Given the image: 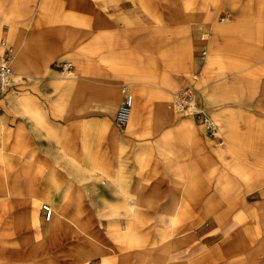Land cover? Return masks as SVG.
Here are the masks:
<instances>
[{"label":"crops","instance_id":"1","mask_svg":"<svg viewBox=\"0 0 264 264\" xmlns=\"http://www.w3.org/2000/svg\"><path fill=\"white\" fill-rule=\"evenodd\" d=\"M71 1L72 6L75 2ZM53 2L26 0L20 26L17 28L13 23L17 28L16 40L15 37L13 40L28 43L32 61H38L41 53L56 56L44 76L24 74L17 81L14 72L12 84L16 83L8 87H12V92L9 95L8 89L0 92V115L4 116L7 127L6 141L0 134V182L7 180L4 159L22 172L15 176V189L0 188V215L10 205L17 212L23 211V201L28 197L23 170L25 162H29L33 165L32 183L37 196L45 192L48 184L53 186L55 197H67L68 213L75 209L71 205L74 198L83 199L80 206L83 213L103 215L96 227L99 232L103 231L106 240L109 220L104 215L120 205L116 203L121 199L127 197L128 203L136 208L133 199L138 196L155 198V205L140 209L159 214L174 196L180 201V218L175 229H189L196 239L183 247L185 254L193 249L197 250L194 255L207 252L212 264L214 258L228 260L240 249L247 250L256 243V238L251 240V236L250 239L245 236L246 218L236 222V216L245 212L253 214L260 202L257 198L251 199L261 192L255 182L257 173L251 170L264 157V137L258 142L247 134L259 127L249 121L251 117L264 119V0H192L194 16L189 35L192 51L188 57L191 66L175 69L163 60L154 59L156 53L167 47L165 44L159 49L152 44L153 39L163 38V32L156 31L157 21L133 0H83L81 8L91 13L82 9L69 13L39 32L38 22L45 21V13L49 12L46 21L52 22ZM43 3L45 7L40 6ZM87 5H92L94 10L85 9ZM8 7L3 11L7 16ZM3 13L0 35L6 37L10 35V27L3 22L6 19ZM63 64H70L71 69L62 70ZM162 71L172 76L167 87L160 85L162 78L156 79L153 75ZM199 80L200 110H188L184 114L177 101L181 92L195 89ZM175 81L180 84L179 96L173 89ZM253 83L258 89L250 90ZM125 86L130 87L139 105L137 121L131 130L128 121L120 124L116 120ZM171 97L176 101L173 108L177 110L168 105ZM154 101L162 105L154 108ZM210 118L223 127L222 135L211 134V125L207 123ZM18 133L24 138L18 148L22 152L11 155ZM22 153L32 155L25 157ZM69 160H76L82 166L101 165L105 173L100 178L77 182L61 168ZM241 164L248 165L250 170L244 181L237 167ZM41 166L45 173L49 172L45 176L47 183L35 174ZM185 168L192 170L196 177H205L207 210L210 200L213 201L214 211L225 213L223 221L212 213L203 216L205 204L185 196L182 191L185 179L181 178L186 176ZM117 174L124 176L123 190L111 185ZM138 181L146 184L144 189H136ZM116 210L118 216L114 219L124 223L126 207L118 206ZM202 227L207 229L201 237L195 231ZM146 229L152 230V227ZM201 243L205 248H201ZM189 259L192 257L177 261L187 264ZM97 260L101 262L100 258ZM121 262L115 259L113 264Z\"/></svg>","mask_w":264,"mask_h":264},{"label":"bare ground","instance_id":"2","mask_svg":"<svg viewBox=\"0 0 264 264\" xmlns=\"http://www.w3.org/2000/svg\"><path fill=\"white\" fill-rule=\"evenodd\" d=\"M136 1H138L137 4L138 3L141 5L147 4L149 6L148 8L145 7L146 10L145 13L151 16L153 19L158 18L159 16L162 15L166 16L171 13L172 7L171 4L169 3V1L171 0H136ZM191 5H192L191 0H172V6L174 9H176V14L177 15L184 14V16L188 17L184 23L189 22V20L190 22H192L193 20L194 15H193V8H190ZM40 6L45 7L46 5L43 3ZM72 7L74 8V5H72ZM3 22L9 25L10 27L9 37L10 40L14 42L12 38L16 36L18 27L15 28L14 25L10 23L9 18L8 20L3 19ZM190 29H191L190 23H186L185 26L183 23L182 24L179 23L178 26L167 29V31H169L168 32L169 34L166 37L178 35V33H175L174 30H179V33H186L187 31H190ZM14 43L16 49L11 57L10 66L12 64L15 68L16 74L21 75L22 70H24L25 68L21 61V55L19 54V47L17 45V42ZM155 96L156 95L154 94V97ZM138 106L139 105L134 98L128 120V127L130 130L135 127L134 125L135 122L137 121V114L139 109ZM2 127L3 124L1 125L0 130L2 129ZM87 153L89 152L87 151ZM237 167L241 174V178L244 181V179L249 176L248 172L250 170L242 166V164L237 165ZM64 168L69 173L74 174L80 181L85 180L87 173L89 174V172L92 173L95 172V170L94 171L92 170L93 167L92 168L87 167L86 169L76 160H69L68 164L65 165ZM185 172H186V176H185L186 178L187 172L189 173L190 170L185 168ZM118 175L119 174H117V176L115 177V183H118L120 185V188H122L123 190L125 188L124 176L120 177ZM256 181H257V185L260 187L261 190L259 194L264 195V190L261 189L262 182L259 180L258 177L256 178ZM193 189H194V185L192 187L191 184L188 186L184 185L182 190L185 196L189 200L196 202L198 201V199H192V198L190 199L192 193L191 191ZM34 198L36 199L31 201V207L29 213V225H30V229L34 231L33 234L34 243L33 246L30 248V250H26V252L20 251L19 255L16 258L17 260H19V262H14L13 264H18V263L21 264L23 263L24 260H26V258L29 257H32L33 260L35 261L39 257L40 258L42 257L43 258L42 260H46L44 259V257H47V255L53 253V250L56 249L54 246H58V244H60L62 240H71L69 251L70 253H75L74 255H76L77 258L79 259V264H88V262L96 258L101 259L102 262L101 264H113V261L115 259L122 260L121 262L122 264H179V262L177 261L178 259L186 258L189 256H191L192 259H189L187 261V264H210V260H211L210 255L207 252H206L207 254L204 253L202 255H194L197 250L193 249L190 250L188 254H185L184 252L185 250H183L184 249L183 247L187 244H191L195 242L196 239L194 233H192V231L189 229L188 230L175 229L176 222L180 218V214H178V207L180 201L178 198L174 196H172V199L169 201V205L167 207H164L163 212L159 214L158 213L149 214V213L141 212L140 209L142 205L144 207L155 205L156 199L154 198L151 200L150 198L140 199V202H137V205H139L137 206L138 208L137 207L135 208V206H132L131 203L130 204L128 203L129 200L127 197H125L123 201L119 203L120 205L116 204L117 206L113 208L114 210L110 209V212L104 215L106 216V218L116 217L117 215L116 208L118 206L126 207L127 210V214L125 215L126 217L123 226L118 227L115 224L106 226V233L112 238V243L105 242L102 239L101 231L99 232V230L96 227V222L100 221L101 218L103 217V215H101L100 213L97 214L98 217L97 219L94 217L93 214H89V213L85 214L84 217L80 216L79 214L80 212L78 210H76L75 214L71 216L64 208L65 200L63 198H60L58 200L57 197H53V194L52 192H50V189H48V191L44 193V196L42 197L35 196ZM44 200H46L48 204H44L43 207L47 205L51 210V215L50 217H47V219H51V216L53 214L52 205H57V209L54 213V216L49 223H45L40 217L41 203ZM261 209L264 210V207H262ZM214 210L215 209L213 208L210 209L209 213L214 214L218 220L223 221L225 217V213L218 214ZM209 213H207V210H205L203 216H207V214ZM259 217L264 218V213H262V215H260ZM146 227L147 228L152 227V231L151 229L147 230ZM18 229H23V227L20 226V228ZM248 234L252 236L249 230L246 229L245 236H247V238L250 237ZM256 240H257L256 243L253 242V244H251L250 247H249L250 242L249 244L247 242L249 247L246 248L247 250H245V248L244 250L240 249L241 251L236 253L235 254L236 256L231 257L225 261H218L219 259L215 260L217 258H214L212 264H264V234L260 235V237H256ZM71 246H73V248H71ZM200 246L201 248H205L204 243L203 244L201 243ZM67 249L68 247L62 246L60 250L58 251L57 249L55 250L56 251L55 254H61L62 256H65L67 254L66 253ZM44 264L46 263L44 262Z\"/></svg>","mask_w":264,"mask_h":264},{"label":"rangeland","instance_id":"3","mask_svg":"<svg viewBox=\"0 0 264 264\" xmlns=\"http://www.w3.org/2000/svg\"><path fill=\"white\" fill-rule=\"evenodd\" d=\"M83 0H74V8L70 5V3H72L71 0H68V3L67 5L65 4V0H54L53 2V8H52V13L54 14L53 16V19H52V22L51 21H46V14L49 13H45L44 14V19L45 21H39L38 22V31L39 32H42V31H45V28L46 27H49L50 24H54V23H57L60 21V18L61 16L64 17L66 15H69V13H74V12H79L81 11V6L80 4L82 3ZM134 2L136 0H133ZM192 1V0H191ZM25 2L26 0H0V15L1 13H3V11L6 9L7 11V7L9 8V13H8V16L6 13H3L4 14V17H7L6 19L10 20V23L14 25H16V27H19L20 26V20L22 18V10L23 8L25 7ZM138 1H136L137 3ZM169 3L171 4V13L169 15H162V16H159L158 18H155L154 20L157 21L158 25L156 27V31L157 32H160L162 31L163 32V38L160 39H153L152 40V44L153 45H158L159 46V49H162L160 48L161 45H165L167 44V47L166 48H163L161 52H159L158 54L156 53L154 55V59L157 60H163V62L165 64H167L169 67L171 68H177V67H189L191 66V64L189 63V60H188V57H189V53H191L192 51V44H191V38H190V31H187L186 33H179V30H174L175 33H178V35H173V36H170V37H166L165 36V32H167V34H169L167 31V29L169 28H174L176 26H178V24H185L186 23H192V22H186L184 23L183 22V19H187L188 17L187 16H184V14H180V15H177L176 14V9L173 8L172 6V0L169 1ZM6 4H9L6 8L2 5H6ZM56 4H61L60 6L56 5ZM138 5L141 6V9L145 12V7H149L147 4L146 5H141L138 3ZM12 7V8H11ZM39 7V6H38ZM55 7V9H54ZM212 8H214L215 11L216 8L213 7V6H210ZM209 7V8H210ZM5 8V9H4ZM15 9V11L11 12V9ZM85 9H88L90 11H93L94 10V7L92 5H87L86 7H84ZM190 8H193V6L191 5ZM54 9V10H53ZM17 10V12H16ZM57 10V11H56ZM83 10V9H82ZM5 11V12H6ZM84 12L86 13H91V12H88V11H85L83 10ZM60 12H62V14H60ZM16 13V14H15ZM174 15V17H173ZM211 15L208 14L206 15L204 18H207ZM41 17V15H40ZM166 17V18H165ZM175 18V19H174ZM13 19V20H12ZM158 19V20H157ZM190 19V18H189ZM8 25V24H6ZM188 25V24H187ZM9 26V25H8ZM9 33H10V30H9ZM17 34V33H16ZM188 37H187V36ZM42 36V35H41ZM1 38H5V40L7 41L8 44H10L13 48H12V55L15 51V43L12 42L10 40V37L9 35L4 37L3 34L0 35V39ZM166 38V39H165ZM174 38V39H173ZM14 38H12L13 40ZM173 39V40H172ZM176 40V42H175ZM17 45L19 47V54L21 55V61L24 65V70H22V74L21 75H24V74H30V75H34V76H37V77H41V76H44V72L47 71L48 69V66L50 65V63L52 61H54L55 59V54L54 53H41L39 54V60L38 61H32L31 58H30V52H29V45L27 42H20L18 41L17 42ZM176 48H174V46ZM179 49V53H178V50ZM167 50L171 51V50H174L176 51V53H169ZM185 58V63L183 58ZM157 58V59H156ZM181 60V61H180ZM158 62V61H156ZM180 62V63H179ZM159 63V62H158ZM11 68L13 69V71L15 72V68L14 66L11 64ZM62 70H65V64L62 65L61 67ZM164 71V70H163ZM157 72L154 73V77L156 79H160L162 78L163 81H160V85L161 86H169L171 83V80L169 79L170 77H172L170 74H167V73H164V72ZM16 73V72H15ZM39 73V74H38ZM20 78V75H17L16 74V80ZM192 78H194V75L192 74ZM168 79V80H167ZM14 80H15V76H14ZM18 81V80H17ZM16 82L14 81V84ZM12 84V85H14ZM159 85V86H160ZM200 80L199 82L197 83L196 85V88L195 89H190V90H185L181 93H186L189 92L192 96V99H191V104L189 106V111H194V110H200V108L198 107L197 105V100L199 98V95L201 93L200 91ZM258 89V86L253 83L252 84V87H250V90L251 89ZM12 87H10L8 90H7V94L9 95L12 91H11ZM174 91H175V94L177 95L179 90H180V84H178V82L175 81L174 83V87H173ZM200 91V94H198L197 92ZM197 94V95H196ZM180 93L177 95L179 96ZM156 97V96H155ZM154 97V99H155ZM195 97V98H194ZM157 98V97H156ZM170 103H168V105L170 106V108L174 109V103H176L175 100L169 98L168 100ZM162 104L159 103L158 101H154L153 103V106L154 108H159ZM174 110H177L176 108ZM4 116L1 115V121H2V124H3V127L2 129L0 130V134L3 136V140L6 141L7 140V127L5 125V122H4ZM239 121H243V120H239ZM250 122H253L255 123L256 125L255 126H259V127H256L255 129L256 130H251L248 134H247V137H250V138H254L256 139L258 142H261L263 140V137H264V126H263V123H264V119L263 118H252L251 117V120H249ZM207 123H209L211 125V128L215 130L216 132V135L217 136H220L222 135V128L221 125L219 124V122L213 118H210ZM215 132L213 134V132H211V134L213 136H216L215 135ZM22 134V132H20ZM18 133L16 135V139L15 141L13 142V145L11 146L12 149H11V155H16V153L19 151V152H22L20 151V149H18L19 147L22 146L23 144V136ZM262 146H258V149L260 148L261 149ZM7 150L5 149V152ZM23 156L25 157H30L32 155V153H28V154H24L22 153ZM260 160V159H259ZM4 161V169L6 170V179L5 180L6 182H0V188L2 189H15L17 187V182L15 181L16 178L15 176H17V174H22V172H19L17 171L16 167L13 166L11 164V162L7 159L3 160ZM25 167H24V170H23V174H24V181H25V191L27 192V196L25 198V200L23 201V204H24V209L23 211H19L17 212L16 208L13 207L12 205L9 206L8 208V211L4 214H1L0 215V263L1 264H13L14 262H19V260H17V256L19 255L20 251L22 252H26V250H30V248L33 246V243H34V237H33V234H34V231L32 229H30V225H29V213H30V207H31V201L35 200L36 198H34L35 196L38 195V193L36 192V188L34 189L33 188V183H32V179H33V165H31V163L29 162H25ZM65 165H63L61 168H64ZM245 168L248 169V165H243ZM84 168L87 169V167H93L92 170L95 172L92 173V172H89V174L87 173V176L85 177V180L87 179H91V178H95V177H98L100 178V175H103L105 173V171L103 170L104 168L101 166V165H86V166H83ZM120 168L122 169V167L120 166ZM44 167L41 166V168H36L35 170V174L40 176V177H43L44 178V182L46 181V175L48 176V170L47 172L45 173L44 171ZM120 169V171H122ZM188 169V168H186ZM65 170V168H64ZM190 170V169H188ZM249 170V169H248ZM68 174H70L71 176H73V178H75L77 180V182H81L74 174H71L69 173L67 170H65ZM252 172L256 171L257 175H256V178L258 177L259 180L262 182V187L264 185V157L262 159V162H258L257 165H256V169H252L251 170ZM183 179H185V185L188 186V185H191L192 184V187L194 185V189L191 191V196H190V199H198V201H201L205 204V208H203V213L205 210H207V201H206V196H204V193H205V190H206V183H205V177L203 176H200V177H196L195 174L193 173L192 170H190L189 173H187V177L184 178L181 177ZM14 180V181H13ZM111 182V185L114 186V188L116 189H119V190H122V188H120V185L118 183H115V177L110 181ZM255 182L257 183V181L255 180ZM47 183V181L45 182ZM44 183V184H45ZM126 183V182H125ZM43 185V183H42ZM3 186V187H2ZM146 186V184L144 182H141V181H138L137 183V187L136 189L139 190V189H144ZM217 188L219 189V184L217 186ZM260 188V187H259ZM48 189H50V192H52L53 194V197L54 196V187L51 186V185H47V187L44 189L45 192H42L40 193V196H44V193H46L48 191ZM183 191V190H182ZM184 193V192H183ZM139 195V194H138ZM262 196V197H261ZM60 198H63L65 200L64 202V208L65 210L68 212V202H67V197L65 196H62V197H57V199L59 200ZM150 198V197H149ZM259 199V207L257 210H255L252 214V212H250L249 214H247L246 212L243 213V215L241 214H238L236 216L237 220L238 221H242V218H246L243 222L244 224V229H248L249 232L252 234V236L250 234H248L249 236H251V240H253L254 238L256 237H260V235H263L264 234V218L262 217H259L260 215H262V213H264V210H262L261 208L264 207V195H260L257 197V196H253L251 199L253 200H256ZM71 200V198H69ZM140 199L141 197H137L136 199H133L135 201V204L136 206H139L137 205V202H140ZM153 199V198H150V200ZM155 199V198H154ZM129 200V199H128ZM83 201V199L79 198V197H76L72 200L71 202V205L73 206V208H75L74 210H72V213H68L69 215L73 216L75 214V211L78 210L80 213V216H83L87 213H83L81 211V202ZM123 201V199H121L119 201V203H121ZM16 202V200H14V203ZM84 205H87L86 202H85V199H84ZM118 202L116 204H119ZM210 206H209V210H207V213L210 212V209H212L213 207L211 206V204L213 203V201L210 200ZM44 204H48V202L46 200H44L42 203H41V210H40V217L41 219L45 222V223H49L53 216H54V213L57 209V205H52V210H53V214L51 216V219H47V215L46 213L44 212V208H43V205ZM132 206H134L132 204ZM143 206V205H142ZM144 207V206H143ZM147 207H151V206H147ZM202 213V214H203ZM101 214V213H100ZM151 214V213H149ZM102 215V214H101ZM252 216L253 215V218L252 217H246V216ZM94 216H97V215H94ZM192 216V215H190ZM242 217V218H241ZM97 218V217H96ZM115 217H110L108 218V223L106 226H109L111 224H115L117 225L118 227L119 226H123V223L121 222H118L114 219ZM191 221V218L189 219ZM23 227V229H18ZM102 227V226H101ZM109 228V227H107ZM207 227H202L201 230H197L195 231L196 233L199 232L200 236L202 237V234L205 232L204 230H206ZM102 230V228H101ZM22 231V232H21ZM152 231V230H151ZM103 231H101L102 233ZM263 232V233H262ZM18 234V235H17ZM256 235V237H255ZM106 237L108 238L107 240L103 238V233H102V239L106 242H112V238L106 233ZM28 240V241H27ZM23 241V242H22ZM30 244H29V243ZM70 242L71 240H62V242L60 244H58V246H54L57 251L60 250V248L63 246V247H68L67 251H66V255L65 256H62L61 254H55V250H53V253L47 255V257H44V259L46 260H42L43 258L39 257L35 260H33L32 257H29V258H26V260L23 261V263L21 264H41L44 262L46 264H79V259L77 258L76 255H74L75 253H70L69 249H70ZM28 243V244H27ZM22 244V245H21ZM23 246V247H22ZM58 247V248H57ZM71 248H73V246H71ZM91 262H94V264H101L102 262H100V260H97L96 259H93L91 260L89 263ZM19 264V263H18Z\"/></svg>","mask_w":264,"mask_h":264},{"label":"built area","instance_id":"4","mask_svg":"<svg viewBox=\"0 0 264 264\" xmlns=\"http://www.w3.org/2000/svg\"><path fill=\"white\" fill-rule=\"evenodd\" d=\"M262 35H263L262 44L264 46V24H263ZM0 46L2 47V51L0 52V92H4L13 82L14 71L10 66L12 49L8 46L7 42L4 39L0 40ZM70 69H71V65L65 64V70H70ZM124 93L125 96L121 101L116 113V120L120 124L127 123L134 99L133 93L129 86H125ZM191 99L192 96L189 92L182 94V96L178 99L177 106L182 113L188 114L187 111L191 104ZM212 132L214 134L215 130L212 129ZM43 208L47 217H50L51 215L50 208L47 205H45Z\"/></svg>","mask_w":264,"mask_h":264}]
</instances>
